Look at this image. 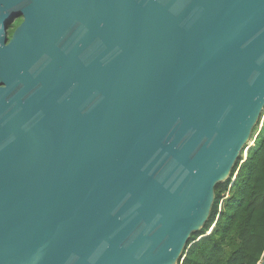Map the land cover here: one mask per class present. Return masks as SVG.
Returning a JSON list of instances; mask_svg holds the SVG:
<instances>
[{"label":"water","instance_id":"1","mask_svg":"<svg viewBox=\"0 0 264 264\" xmlns=\"http://www.w3.org/2000/svg\"><path fill=\"white\" fill-rule=\"evenodd\" d=\"M55 6L0 27V264H178L264 109V0Z\"/></svg>","mask_w":264,"mask_h":264},{"label":"trees","instance_id":"2","mask_svg":"<svg viewBox=\"0 0 264 264\" xmlns=\"http://www.w3.org/2000/svg\"><path fill=\"white\" fill-rule=\"evenodd\" d=\"M256 142L215 185L209 218L191 233L178 264H258L264 252V128Z\"/></svg>","mask_w":264,"mask_h":264},{"label":"flooded vegetation","instance_id":"3","mask_svg":"<svg viewBox=\"0 0 264 264\" xmlns=\"http://www.w3.org/2000/svg\"><path fill=\"white\" fill-rule=\"evenodd\" d=\"M56 0H2L1 14L4 16L3 42L9 44L15 32L25 24L27 27H48L57 18ZM68 18V14H66Z\"/></svg>","mask_w":264,"mask_h":264},{"label":"rangeland","instance_id":"4","mask_svg":"<svg viewBox=\"0 0 264 264\" xmlns=\"http://www.w3.org/2000/svg\"><path fill=\"white\" fill-rule=\"evenodd\" d=\"M264 124V109L260 115V118L255 126V130H252L253 131V134H251V137L250 139L248 140L246 146L244 147L243 149V153L241 154V157L242 159L244 160L247 156V153H248V149L251 147V148H254L256 146V137L258 136V134L260 135L262 132H263V128L261 129L262 125ZM254 129V128H253ZM259 138V137H258ZM256 142V143H255ZM241 160V161H243ZM236 173L234 174L233 178L235 177ZM219 208H220V205H219Z\"/></svg>","mask_w":264,"mask_h":264}]
</instances>
